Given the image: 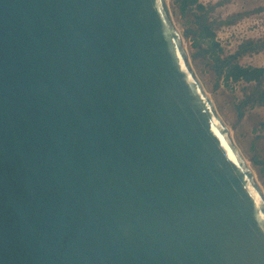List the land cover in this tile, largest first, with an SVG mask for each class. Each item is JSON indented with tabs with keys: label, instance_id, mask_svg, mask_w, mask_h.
<instances>
[{
	"label": "water",
	"instance_id": "obj_1",
	"mask_svg": "<svg viewBox=\"0 0 264 264\" xmlns=\"http://www.w3.org/2000/svg\"><path fill=\"white\" fill-rule=\"evenodd\" d=\"M0 264H264L169 0H0Z\"/></svg>",
	"mask_w": 264,
	"mask_h": 264
},
{
	"label": "rangeland",
	"instance_id": "obj_2",
	"mask_svg": "<svg viewBox=\"0 0 264 264\" xmlns=\"http://www.w3.org/2000/svg\"><path fill=\"white\" fill-rule=\"evenodd\" d=\"M199 3L205 6L204 10L193 5L183 13L179 0H169L173 18L184 35L198 76L264 188V105L247 107L241 116L238 104L250 83L227 81L218 76L211 59L199 53L207 47V42L198 37V33L190 32L199 31L202 16L212 24L223 54L234 53L245 40L264 39V0H199ZM235 15L233 22H226ZM195 38H199L200 45H195ZM239 61L244 65L264 66V49L247 52L239 57Z\"/></svg>",
	"mask_w": 264,
	"mask_h": 264
},
{
	"label": "trees",
	"instance_id": "obj_3",
	"mask_svg": "<svg viewBox=\"0 0 264 264\" xmlns=\"http://www.w3.org/2000/svg\"><path fill=\"white\" fill-rule=\"evenodd\" d=\"M180 7L185 13L191 6L204 10L205 6L199 3V0H179ZM236 15L226 20L231 23ZM202 19V16H201ZM199 19V31L191 30L190 32L198 33L207 42V47L200 50L199 53L207 55L213 62L212 67L218 76L224 77L225 80L245 81L250 83L245 88L244 97L239 101L238 108L240 115H244V109L264 105V66L244 65L240 63L239 57L251 51L264 49V39L243 41L234 53L223 54V49L216 40V32L212 29V24L204 19ZM188 34V33H187ZM195 45H200L199 38H195Z\"/></svg>",
	"mask_w": 264,
	"mask_h": 264
}]
</instances>
